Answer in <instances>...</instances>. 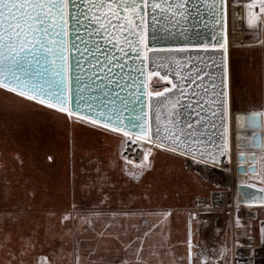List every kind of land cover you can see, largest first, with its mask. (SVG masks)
<instances>
[{
    "label": "rangeland",
    "instance_id": "obj_1",
    "mask_svg": "<svg viewBox=\"0 0 264 264\" xmlns=\"http://www.w3.org/2000/svg\"><path fill=\"white\" fill-rule=\"evenodd\" d=\"M237 1L226 20L230 142L236 113L264 111V13L257 2L235 19ZM165 83L154 77V90ZM124 139L0 89V264H189L190 220L191 262L204 264L205 217H219L228 242L225 220L200 203L213 185L185 157L154 144L140 174L143 161L121 159ZM256 163L248 181L264 188V150Z\"/></svg>",
    "mask_w": 264,
    "mask_h": 264
},
{
    "label": "snow or ice",
    "instance_id": "obj_2",
    "mask_svg": "<svg viewBox=\"0 0 264 264\" xmlns=\"http://www.w3.org/2000/svg\"><path fill=\"white\" fill-rule=\"evenodd\" d=\"M257 2L259 11L264 13V0H252L246 7L254 9ZM228 7V0H198V4H190L189 0H0V89L68 117L76 116L85 126L121 132L124 144L155 142V147L190 158L194 163L207 166L210 161L212 166L226 167L232 151L225 32ZM201 9L215 24L225 25L211 41L197 40L198 33L185 27L190 17L193 23L197 16L204 19ZM161 19L169 22V27L158 28ZM177 26L182 43L162 45V41L176 36L171 29ZM82 62L91 72L87 84L82 82ZM205 66L214 67L216 72H206ZM161 70L165 74L161 75ZM98 72L103 85L92 79ZM154 77L167 81L171 87L154 90ZM206 78L212 85L211 97L204 86ZM94 84L104 97L110 95L113 85L127 95L117 92L110 100L97 103L98 98L89 95ZM193 85L202 89L203 96ZM182 100L189 102L185 105ZM196 107L201 112L210 111L211 119L195 112ZM126 111L131 119L123 115ZM193 112L198 117L195 125L190 122ZM248 115L252 135L255 137L257 130L261 133L253 146L264 150V119H260L264 111ZM181 116L185 118L181 120ZM217 120L222 129L220 143L212 141V149L208 150L213 134L199 131L196 125L206 129L210 124L215 128ZM205 135L208 140L202 139ZM149 155L151 148L144 155L140 174L151 166ZM252 158L256 159L254 153ZM129 174L139 178L134 171ZM255 199L245 197L250 207ZM203 205L205 209L213 207L207 201ZM255 206L264 208V197ZM160 214L166 218L171 213ZM197 215L191 213L193 219ZM258 224V228L251 223L243 225L237 216L235 227L244 228V242L239 237L234 240L232 264H264V219H259ZM191 235L190 220L189 264ZM228 251H222L221 259Z\"/></svg>",
    "mask_w": 264,
    "mask_h": 264
},
{
    "label": "built area",
    "instance_id": "obj_3",
    "mask_svg": "<svg viewBox=\"0 0 264 264\" xmlns=\"http://www.w3.org/2000/svg\"><path fill=\"white\" fill-rule=\"evenodd\" d=\"M246 34H250L247 32ZM227 35V31H226ZM228 41V37H227ZM230 140V139H229ZM235 143V142H234ZM153 144H148L147 142H138L132 144L131 142L124 144L121 151V159L130 162L131 164H139L143 161L145 153L150 149ZM232 146L231 151V162L225 161L226 167L212 166L209 161L208 165L194 163L190 158L185 157L184 166L188 171L199 174L205 181L213 185L214 190L208 199L201 200L200 203L203 204L204 201L213 205L212 211L217 213L221 219L225 220L226 232L229 234L228 242L222 240L219 244L229 247V260L232 264V251L234 246V240L239 237L241 242H244V228H236L235 220L237 216L240 218V222L243 225H248L251 223V219L254 215V207L249 206L247 203H241L238 200V184L242 182H248V171L241 173L239 172V165L242 162L239 159V155L243 152L246 155L245 163H254L255 160L249 157L246 150H241L236 147L233 142H230ZM237 209H239L237 211ZM225 236V235H224ZM208 237L201 238V253L211 262V246L208 242ZM247 255V253H245ZM225 260V256L220 261Z\"/></svg>",
    "mask_w": 264,
    "mask_h": 264
},
{
    "label": "water",
    "instance_id": "obj_4",
    "mask_svg": "<svg viewBox=\"0 0 264 264\" xmlns=\"http://www.w3.org/2000/svg\"><path fill=\"white\" fill-rule=\"evenodd\" d=\"M189 3L190 4L191 3H197L198 4V0H189ZM201 13L204 16L203 20H201L200 17L197 16L194 18L195 22L193 23V18L190 17L189 23L186 24L185 27L189 28L191 33H193V34L198 33V35L195 37L197 40H199L200 38H205V39L211 41L213 38V35L214 34L219 35L220 34V28L222 26H225V25L215 24L214 20L209 19L207 12H205L203 9H201ZM232 13H233V16L235 18L234 10ZM226 23H227V21H226ZM157 27L158 28L169 27V22L161 19L159 21V23L157 24ZM171 31L175 32L176 36L171 38V39L162 41L161 42L162 45L167 46L168 44L182 43V38L179 36L180 28L177 26L175 28H172ZM225 32H226V26H225ZM84 55L86 56L87 53H84ZM81 67L84 70V76H82V82L84 84H87L88 77L91 76V72L88 71L89 66L82 62ZM205 71L215 73L216 69L214 67L208 68L205 66ZM161 73H165V70H161ZM101 75L102 74L98 72L95 77H92L95 84H101V85L104 84V81L102 79H99V77ZM216 82L219 83L218 80ZM95 84L93 85V90L89 93V95H91L93 97H97L98 98L97 103H99L101 100L108 101L112 98V96L115 93L120 92V90L118 88H116L115 85H113L110 95L108 97H104L101 95L99 89L95 88ZM204 86L209 89V97H211L212 85L209 82V78H206L204 80ZM193 88L195 89V85H193ZM195 90L199 91L201 93V96H203L202 89H195ZM120 95H127V93L126 92H120ZM74 99H75V88H74ZM205 99H208V97H205ZM188 102H189L188 100H182L181 101V103L185 104V105ZM201 103H203V101H201ZM136 107H139V106L137 105ZM195 112H201V109L196 107ZM195 112H193L191 114V119H190V122L193 123L194 125H195V121L198 119V117L195 115ZM249 113H251V112L236 113V115H235V140H234V142H235L236 147L238 149H241V150H259L260 148L253 146V142L256 140H259L261 138V133L259 132V130H257V135L255 137L252 135L253 130L250 129L248 127V124H247V120L249 119V115H248ZM123 115L128 119L132 118L129 115V112H127V111L124 112ZM201 115H207L211 119V112L210 111L201 112ZM180 118H181V120H183L185 117L181 116ZM260 119H263V117H261ZM216 124H217V127L213 128L209 124V126L206 129L203 127H200L199 125H196V127L199 129V131L213 134L211 136V141H209V143H208V150L212 149V141H215L216 144L220 143V134L222 132V129L219 128V121L218 120L216 121ZM202 139L208 140V135L203 136ZM252 154L253 153H251V155H249L250 158L252 157ZM255 156H256V154H255ZM239 159L242 162V164L239 165V172L244 173L247 171V168L243 164V162L246 160V155L245 154L243 156L239 155ZM237 188H238V200L241 203L249 204L248 202L245 201L246 196L256 198L255 201L252 202V204H256V202L259 201L260 198L264 197V192H261V189H263V188L258 187L256 185H252V184L243 182V183L238 184Z\"/></svg>",
    "mask_w": 264,
    "mask_h": 264
},
{
    "label": "crops",
    "instance_id": "obj_5",
    "mask_svg": "<svg viewBox=\"0 0 264 264\" xmlns=\"http://www.w3.org/2000/svg\"><path fill=\"white\" fill-rule=\"evenodd\" d=\"M250 1L251 0H238L237 1L239 3V6H236L237 8H235V9L232 8V10L235 11V19L236 18H241L243 16V11H242L243 9H241L240 7H244ZM241 19H243V18H241ZM253 111H259V110H244V111L242 110L240 112H253ZM263 119H264V117H263ZM111 132L113 134H115V135H118V134L122 135L121 132H114V131H111ZM262 152H263L262 149L259 150V151H255L256 157L258 159L261 157ZM158 154H162V153H158ZM244 165L247 168L248 176H249V174L255 173L258 170V164L256 162H254V163H245ZM246 183H250L252 185H256L258 187H261L258 184H255V183L250 182V181H248ZM210 196L206 197L204 199H208V198H210ZM253 211H254V215H253V217L251 219V224L258 228L259 227V224H258L259 219H264V208H260V207L255 206ZM215 218L216 217H205L206 224L204 225V228H203V230L201 232V234H202L201 237L207 236L209 238L208 242L210 244L212 243V246L210 248L211 249V262L207 261L204 264H226V263L230 264L229 255H228L229 251L224 255L225 256V260L220 261L222 251L225 248L229 249V247L219 244L221 242V241H219V237L223 234V230L219 226V223H221L219 221V219H218L219 217L217 219H215ZM208 232H212L211 233L212 235H210V234L206 235Z\"/></svg>",
    "mask_w": 264,
    "mask_h": 264
},
{
    "label": "bare ground",
    "instance_id": "obj_6",
    "mask_svg": "<svg viewBox=\"0 0 264 264\" xmlns=\"http://www.w3.org/2000/svg\"><path fill=\"white\" fill-rule=\"evenodd\" d=\"M235 140V139H234ZM234 140L233 141H231V142H233V144H235L234 143ZM259 150H261V149H259ZM259 150H246L247 151V153L246 154H248V155H251V153H255V151H259ZM251 159H253L252 157H251ZM257 157H256V159H255V161H257ZM243 183V182H242ZM250 184V183H249Z\"/></svg>",
    "mask_w": 264,
    "mask_h": 264
},
{
    "label": "flooded vegetation",
    "instance_id": "obj_7",
    "mask_svg": "<svg viewBox=\"0 0 264 264\" xmlns=\"http://www.w3.org/2000/svg\"><path fill=\"white\" fill-rule=\"evenodd\" d=\"M163 74H165V73H161V75H163ZM165 84H167V85H166V87H171V85H170V84H168V83H167V81H166V83H165Z\"/></svg>",
    "mask_w": 264,
    "mask_h": 264
}]
</instances>
